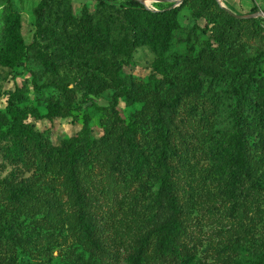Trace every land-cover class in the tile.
<instances>
[{"label":"trees","instance_id":"obj_1","mask_svg":"<svg viewBox=\"0 0 264 264\" xmlns=\"http://www.w3.org/2000/svg\"><path fill=\"white\" fill-rule=\"evenodd\" d=\"M124 1L125 4L118 6L97 0V11L84 8L76 14L63 1L42 0L35 10L36 38L44 37L45 33L59 37L60 43L64 39L66 47L80 49L92 57L94 66L84 77L89 93L98 96L111 88L112 74L116 77V91L110 105L102 110L107 121L100 138L90 136L86 125L87 130L80 137L55 145L33 125L23 124L19 118L21 109L15 106L17 98L10 105L12 118L0 115V158L5 160L0 165L14 169L9 176L0 177V221H3L0 254L4 250L14 251L12 245L23 248L31 242V236L18 235L20 229L23 232L28 228L19 219L24 215L25 220L34 222L32 231L70 232L91 255L84 264H111L112 260L113 264H195L198 238L193 235L190 221L195 205L208 213V219L221 216L222 227L228 224L226 231L232 229L233 223H239L245 211L256 207L259 213L264 206V76L260 71L264 52L256 59L239 61L237 72L227 74L220 61L224 59L222 52L207 45L210 57L206 56V64H195L203 57L191 62L194 66H191L190 82L174 99L157 98L154 105L147 95L139 99V102L147 99L142 111L154 112L157 133L144 132L137 123L129 124L119 108L125 95L121 90L122 67L140 47L149 45L165 51L179 28L181 8L189 6L194 9L195 18L214 23L218 43L225 41L227 27L233 29L253 20L234 17L217 0H184L178 7L171 4L158 11ZM9 7L5 31L13 44H21V17ZM47 23L52 27L48 29ZM197 28L190 33L195 34ZM117 42L122 51L115 49ZM36 44L35 41L19 51L20 58H25L30 49L35 50ZM229 79L236 84L230 92L231 127L219 136H209L207 144L211 149L207 150L206 159L211 168L205 172L208 176L204 182L194 181L192 171L197 167L189 158L193 135L189 129L184 132L178 127L177 109L192 96H200L206 85L213 89ZM53 86L57 96L50 98V114L71 116L75 89ZM223 101V94L211 95V103L202 108L201 118H197L198 104L192 105L189 128L209 127L207 118L219 115ZM139 114L141 119L145 117ZM26 172L32 175L24 178L22 173ZM209 180L215 190L206 183ZM127 199L137 208L141 204L150 208L151 204V210L139 231L125 237L124 244L113 255L104 235L106 218L111 219L112 213L102 210L110 205H122ZM5 209L10 217L5 215ZM237 248L235 244L232 251ZM225 259L222 256L220 261ZM0 264L17 263L12 258L5 261L0 257ZM256 264H264V259Z\"/></svg>","mask_w":264,"mask_h":264},{"label":"rangeland","instance_id":"obj_2","mask_svg":"<svg viewBox=\"0 0 264 264\" xmlns=\"http://www.w3.org/2000/svg\"><path fill=\"white\" fill-rule=\"evenodd\" d=\"M53 1H63L72 7L76 14H80L84 8L90 12L98 10L97 0ZM105 1L118 6L125 4L124 0ZM178 1L144 0L143 5L148 10L158 11L171 4H175L173 7H178ZM221 1L228 12L240 16L261 15L241 19L253 20V22L236 25L233 29L227 27L225 41L218 43L213 30L214 23L204 18H195L194 9L189 6L181 8L178 16L179 28L175 30L169 47L165 51L155 50L149 45L140 47L133 52V58L122 67L121 76L124 83L121 90L125 91V95L120 99L119 108L129 124H140L144 132L150 131L151 134L157 131L158 124L154 112L142 111L145 100L149 99V102L154 105L158 99H174L183 86L190 82L193 71L191 66H194L191 62L203 57L195 64H206V56L210 57L209 51L206 50L207 45L222 52L224 59L220 61L227 74L237 72L240 68L239 61L256 59L264 52V0ZM40 2L42 0H0V115L11 119L10 105L14 102L13 99L17 98L15 106L21 109L19 118L23 124L33 125L37 131L50 138L55 145H60L64 140L80 137L87 130L86 125H88L90 136L100 138L104 134L105 121H107L102 110L110 105L111 97L116 91V77L111 75L112 87L101 95L89 93L84 77L86 71L94 66L92 57L80 49L72 46L66 47L64 39L60 43L59 37L46 33L44 37H35L38 31L35 24V10ZM10 5L21 17L19 38L22 45L13 44V40L5 31ZM195 26H198L196 33H190ZM51 27L52 24L47 23V28ZM35 41L37 42L35 50L30 49L26 57L21 59L19 51ZM115 49L122 51L118 42ZM119 55L124 58V55ZM46 58L48 63L45 61ZM50 62L52 66L49 65ZM260 71L264 76V65ZM206 82L207 80L204 81ZM53 84L75 89L76 95L71 116L57 117L50 114L52 103L50 98L57 96ZM208 86L204 87L200 96H192L184 101V105L182 104L177 109L176 119L178 127L184 132L188 129L192 132L189 158L197 168L193 169L191 177L194 181L201 179L202 182L205 176H208L205 172L211 168L209 160L206 159L207 150L211 149L209 143L207 144L209 136H219L221 132L231 127L229 104L232 97L230 92L236 84L229 79L227 83L223 82L222 85L213 89ZM213 94L221 96L223 94V110L218 113L219 115L207 116V120L210 119L209 127L197 125L198 129L189 128L192 122L190 112L192 105L198 104L200 113L197 118H201L202 108L211 103ZM145 95L147 99L139 102V99ZM200 98H202L201 101ZM139 112L145 117L141 119ZM6 129L7 126L4 130ZM4 162L5 160L1 157L0 164ZM13 170V167L0 165V177L9 176ZM31 175L32 172L22 173L24 178ZM210 182V180L206 181L211 190H215L213 184H209ZM194 185L196 187V183ZM130 202L127 199L122 205L117 204L114 207L110 205L102 210L103 213H112L111 219L106 218L104 235L113 255L119 246L124 244L126 238L139 231V226L142 222H146L150 214L151 204L150 208H146L144 204L137 208ZM258 210L260 209L253 207L249 212L245 211L240 216L241 220L238 224L230 225L232 229H228L230 231L228 233L224 230L225 225L228 224L222 227L221 216L219 219L216 216L208 219V213L195 205L190 215L193 235L198 238L195 264H256L264 259V206L259 213ZM5 215L10 217V212L6 209ZM25 218L24 215L19 216V219L23 221L22 224L28 228L23 232L20 229L21 232L19 231L18 235L31 236L32 240L23 248L12 245L14 251L4 250L0 257L5 261L12 258L17 264H84L90 258V253L66 229L32 231L34 222L30 219L25 220ZM222 219L225 220L223 214ZM235 244L238 248L232 251ZM222 256L226 257L225 262L220 261ZM81 259L84 261L81 262ZM114 262L112 260L111 264Z\"/></svg>","mask_w":264,"mask_h":264},{"label":"water","instance_id":"obj_3","mask_svg":"<svg viewBox=\"0 0 264 264\" xmlns=\"http://www.w3.org/2000/svg\"><path fill=\"white\" fill-rule=\"evenodd\" d=\"M129 1H134V2H137V3H139V4H144V0H129ZM183 1L184 0H179L178 1V6L179 5H181L182 3H183ZM217 2L220 4V6L224 9V10H226V11H228V9L226 8V6L223 4V2L221 1V0H217ZM231 15H233L234 17H237V18H239V19H244V18H248V17H250V18H255V17H258V16H260L261 14H253V15H250V16H240V15H237V14H234V13H232V12H229Z\"/></svg>","mask_w":264,"mask_h":264}]
</instances>
